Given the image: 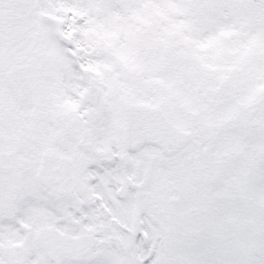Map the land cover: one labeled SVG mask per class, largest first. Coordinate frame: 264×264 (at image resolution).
<instances>
[{
    "label": "snow or ice",
    "instance_id": "6c2138e0",
    "mask_svg": "<svg viewBox=\"0 0 264 264\" xmlns=\"http://www.w3.org/2000/svg\"><path fill=\"white\" fill-rule=\"evenodd\" d=\"M0 264H264V0H0Z\"/></svg>",
    "mask_w": 264,
    "mask_h": 264
}]
</instances>
